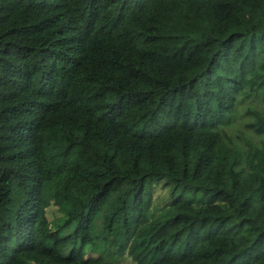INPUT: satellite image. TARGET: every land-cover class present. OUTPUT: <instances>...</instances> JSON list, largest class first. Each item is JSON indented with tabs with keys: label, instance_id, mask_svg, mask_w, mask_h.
<instances>
[{
	"label": "trees",
	"instance_id": "trees-1",
	"mask_svg": "<svg viewBox=\"0 0 264 264\" xmlns=\"http://www.w3.org/2000/svg\"><path fill=\"white\" fill-rule=\"evenodd\" d=\"M242 96L264 102V0H0V264H264Z\"/></svg>",
	"mask_w": 264,
	"mask_h": 264
},
{
	"label": "rangeland",
	"instance_id": "rangeland-1",
	"mask_svg": "<svg viewBox=\"0 0 264 264\" xmlns=\"http://www.w3.org/2000/svg\"><path fill=\"white\" fill-rule=\"evenodd\" d=\"M246 107H256L261 108L264 110V102L251 97H241L237 99L236 102V111H235V119L230 126L227 127L229 132H233L238 128L244 129V122L245 119L248 118L247 114H244V109ZM246 133L248 131L244 129ZM252 140V137H250ZM264 167V164H263ZM261 193V194H258ZM151 207L150 212L151 214H156L165 204L168 203V193L165 187H162L158 184L153 185L151 189ZM262 195V196H261ZM251 199L249 200L250 203L247 202L248 206H244L246 211L255 213V216L260 219V221L264 220V192H252ZM60 211L56 205L52 204L47 207L46 215L49 220L52 222L57 221L59 219ZM52 224V223H51ZM115 261L124 263V264H134L131 258L123 254L121 256H117Z\"/></svg>",
	"mask_w": 264,
	"mask_h": 264
}]
</instances>
